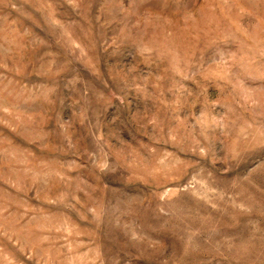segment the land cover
Returning <instances> with one entry per match:
<instances>
[{"label":"rangeland","instance_id":"obj_1","mask_svg":"<svg viewBox=\"0 0 264 264\" xmlns=\"http://www.w3.org/2000/svg\"><path fill=\"white\" fill-rule=\"evenodd\" d=\"M0 264H264V0H0Z\"/></svg>","mask_w":264,"mask_h":264}]
</instances>
